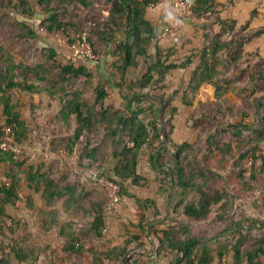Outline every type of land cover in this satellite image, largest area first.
<instances>
[{"label":"trees","instance_id":"obj_1","mask_svg":"<svg viewBox=\"0 0 264 264\" xmlns=\"http://www.w3.org/2000/svg\"><path fill=\"white\" fill-rule=\"evenodd\" d=\"M85 8H90L91 0H71ZM194 4V14L203 19L200 25L203 29L204 46L201 49H193L182 59L171 60L172 54L165 51L162 42V34L157 26H154L146 19L147 9L154 6L156 0H105L111 6L103 9V14L107 18L108 32L97 31L96 35L104 39L108 44L116 40L119 62L114 67L122 77L130 69L139 67L140 59L148 58V50L151 45L155 46V60L150 63L145 73L138 79L130 81L126 85L129 91L127 104L125 107L115 105L104 106V100L108 97L105 85L99 83L94 87L92 74L85 66H75L73 64L58 65L59 76L63 81L70 78L85 77L86 82L95 89L93 102L83 99L81 91L77 90L62 100V107L59 118L63 123L69 125L73 117L76 120L74 134L69 138L63 149L72 153L76 145L85 136L88 140L84 146L85 154L89 161L82 167L93 168L95 165L103 163L97 161L94 154L100 153V147L92 146L91 136L96 137L101 132H105V138L111 143V155L118 160L113 169L111 178L123 188L124 183L131 182L133 185H142V177L138 173V164L141 151L144 148L149 151V161L152 169L161 177L162 181H169L170 187L178 189L177 208H181L183 214L190 220L200 221L207 219L215 208L225 210L228 193L226 190L219 191L211 183L219 181L220 178L214 173L205 170L198 160V155L203 152V145L200 140L193 144L189 142L177 143L171 134L174 131V124L170 120L162 118V114L167 104H170L172 97L164 99L158 98V105L149 106L150 111L155 114L150 124H147L142 115L146 114L143 103L147 98L148 90L154 83L165 84V80L175 70H186L193 67V74L189 80L192 91H203L208 89V95L202 99L197 97L189 101L188 105L195 110L207 112V117L213 128L224 126L221 117H240L241 122L236 126L243 129L242 121L250 117V112L242 107L229 102L230 94L264 92V56H259V50L252 52L245 50L246 46L254 39L264 34V27L250 29V20L240 27L231 18L221 16V5L216 0H191ZM59 0H40L47 17L42 21V27L50 34L63 31L72 45L83 42L90 44L93 53L95 50L91 41V36L87 32L79 29L75 21H66L59 15ZM23 5L27 3L21 2ZM57 3V4H56ZM54 4V8L51 6ZM229 4L234 5V0ZM28 5V4H27ZM28 10L21 9L22 13ZM256 12H252V17ZM23 25V24H22ZM214 26L218 29L215 31ZM27 29L21 33L20 37L35 38L36 32L23 25ZM74 29L76 36H70L69 30ZM49 58L54 60L56 52L52 48L48 49ZM259 57L262 61L257 67L253 66L254 57ZM198 63L196 64V62ZM245 64L250 72V80L254 89L250 90L249 83L245 85L240 80H236L235 67ZM245 86V87H244ZM14 89L36 93L46 91L54 97L61 90L60 84L51 78L49 68L45 64L30 66L23 63L6 61L0 55V107H3L5 125L11 128L13 141L16 144L22 143L28 138L25 121L21 119L16 111V106L12 102L10 92ZM263 111H264V106ZM157 108V109H156ZM178 108L172 107L171 112L175 113ZM264 127V115L262 118ZM221 133L222 131L219 130ZM258 141L250 143V149L254 153L260 142L264 140V130L258 132ZM213 138V137H212ZM211 139V138H210ZM210 139L208 144H210ZM263 139V140H262ZM217 150L221 153L223 160L232 153L233 146L226 143H218ZM206 148V147H205ZM253 153V154H254ZM247 151H241L239 158H235L233 165L238 169L237 178L245 181L243 161L247 158ZM253 161H259L264 168V157H255ZM0 165L6 166L5 181L0 183V232L5 236L7 209L15 206L20 199V183L22 174L27 176L29 189L36 193H41L48 207H53L57 201L63 200L64 208L69 211L88 212L91 221L88 227L81 230L68 231L66 227L60 230V236L65 239L66 244L63 249L71 255L88 254L94 264H132L127 252L134 242L142 239L148 233L151 222L147 219V209L155 206V201L151 199L141 200L135 198L140 204L142 214L137 227L139 234L131 233V237L126 239L122 245L114 246L107 250H99L92 247L86 248V239H100L106 228L105 210L90 199V193L84 187H78L69 182L67 178L62 180L54 178L52 170H44L43 165L35 168L28 165L25 160H21L12 150L0 149ZM28 167V170L25 168ZM59 213L51 210L49 218L44 220V226L48 230L57 223ZM13 221V220H12ZM251 227H258L264 230V222L251 223ZM245 227V223L240 219L231 221L226 226L224 232L230 234ZM183 232V233H182ZM159 245L158 252L168 257L167 264H213L216 255L219 260L228 253V250H213L202 244L199 237L190 233L186 225L179 229L170 227L162 230V236H157ZM248 241L251 248L242 247ZM10 253L20 263H30L38 260V253L33 248L25 250L17 244H10ZM230 251H233L234 264H264V236L262 238L240 237L232 244ZM216 253V254H215Z\"/></svg>","mask_w":264,"mask_h":264},{"label":"rangeland","instance_id":"obj_2","mask_svg":"<svg viewBox=\"0 0 264 264\" xmlns=\"http://www.w3.org/2000/svg\"><path fill=\"white\" fill-rule=\"evenodd\" d=\"M91 1L93 5L85 8L71 0H59L58 12L61 18L66 21H75L82 32L90 34L95 50L93 60L77 54L63 31L50 34L42 27V21L47 15L40 0H0V55L6 58V61L14 63L30 66L47 65L51 78L58 82L61 88L54 97L46 91L30 93L14 89L10 92L16 111L25 121L28 130L26 140L20 144L14 143L18 157L35 168L43 165L44 170H52L56 179L62 180L65 177L78 187H84L91 194L90 199L104 208L106 228L103 237L86 239L84 241L86 248L107 250L122 245L126 239L131 237V233H140L137 223L140 220L142 209L134 199L135 197L141 200L151 199L156 205H150L147 209V219L151 222L148 233L143 235L140 241L134 242L127 252L132 264H167L168 257L157 250L159 245L157 236H162V230L166 228L179 229L182 225H186L190 233L199 237L202 244L209 248L228 250L222 260H219L216 255L213 264H234L233 251H230V248L238 238L242 236L262 238L264 236V230L251 227V223L264 222V168L259 161H253L254 156L264 157V140L262 139L263 141L257 146L255 153L249 146L252 141H258L259 130H264L262 127L264 92H255L252 95L248 93L229 95L230 103L242 106L250 112V117L242 121V131L238 132L237 129L239 130L241 126L238 127L236 124L241 122L240 117H221L224 126L215 129L207 118L209 116H206L208 111L203 113L188 105L189 101L196 97L200 100L208 95L207 86L197 94L190 88L192 66L186 70L172 71L164 85L154 83L151 88L144 91L147 93V98L143 103L146 114L142 115V118L147 124L155 118L149 106L158 105L160 96L164 99L172 97L171 103L166 105L162 114V118L166 120H170L171 117L174 124L172 138L177 143L192 144L199 139L205 145L206 148L204 147L203 152L198 155V160L205 170L219 176L220 180L211 184L219 191L226 190L228 193L225 210L215 208L207 219L200 221L187 218L181 208L176 206L178 189L171 188L168 180L163 182L152 169L149 161V151L152 149L147 147L141 151L138 164L142 185L127 182L122 188L118 184L119 201H114L107 187L91 179L87 174L88 171L94 169L99 176L111 180L114 176L113 169L118 162L111 155V143L105 138L104 131L96 137L91 136L92 146L100 147V153L94 154V157H97L98 162L103 160V163L89 169L82 167L89 161L84 149L88 137L85 136L72 153L63 149L74 134L76 120L73 117L69 125L61 121L59 112L62 100L79 90L84 100L93 102L94 87L101 83L105 85L108 93L104 106L125 107L129 96L126 85L140 78L148 65L155 60V46H150L148 58L140 59L138 68L130 69L124 77L119 75L114 67L120 59L117 41L114 40L108 44L96 35L97 31L108 32L107 18L102 10L111 5L105 0ZM21 2L28 5H23ZM51 6L54 8L55 5L51 4ZM21 9L28 11L22 13ZM22 24L33 29L36 37H20L21 33L27 31ZM217 29L218 27L214 26V30ZM69 34L76 36L77 33L74 29H70ZM161 37L164 43L166 37L169 38L172 35L169 32ZM248 46H251V43ZM49 48L56 52L54 60L49 58ZM258 50L259 56H264V49L259 48ZM166 51L172 54L171 60L182 59L186 55L185 47L181 45L174 44ZM260 63H262L261 59L258 56L254 57L253 66L257 67ZM67 64L85 66L92 74L91 81L94 87L88 85L85 77H72L63 81L59 76L57 66ZM251 71L252 69H247L245 64L237 65L234 71L236 80H240L243 85L248 82L250 90L254 89L250 80ZM175 106L178 110L173 113L171 110ZM3 123H5V116L3 107H0V125ZM219 130L222 132L220 133ZM209 139L211 145L207 143ZM218 143L233 146L232 153L225 160L217 150ZM241 151H247L248 156L243 161L246 169L243 182L237 178L238 169L233 165L234 159L239 158ZM25 168L28 170V167ZM5 172L6 166L0 165V182L5 179ZM21 176L20 199L15 206H9L7 209L5 236L0 232V264H94L88 254L66 253L63 249L66 244L65 239L60 236V230L63 227H66L68 231L88 227L91 221L88 212L82 210L67 212L63 200L57 201L53 207H48L41 193L29 189L26 174L23 173ZM51 210H57L59 216L57 223L48 230L44 226V220L49 218ZM240 219L245 223V227L240 229L241 233L239 231L230 234L224 232L231 221ZM10 244H17L25 250L33 248L39 255L38 260L30 263L18 262L10 253ZM244 246L251 248L252 244L246 241L242 247ZM104 264L108 262L105 261Z\"/></svg>","mask_w":264,"mask_h":264},{"label":"crops","instance_id":"obj_3","mask_svg":"<svg viewBox=\"0 0 264 264\" xmlns=\"http://www.w3.org/2000/svg\"><path fill=\"white\" fill-rule=\"evenodd\" d=\"M216 1L225 6L221 9V16L236 20L238 27L250 19V29L264 27V0H234V5L229 4L230 0ZM253 11L256 14L251 18ZM146 19L159 27L162 36L169 33L163 35L164 28L170 29L172 37H166V41L161 42L165 51L174 44L184 46L186 54L193 49L203 48V29L200 25L204 20L195 14L179 20L173 7V0H156L154 6L147 9ZM259 48L264 49V34L254 39L251 46H246L245 50L252 52Z\"/></svg>","mask_w":264,"mask_h":264},{"label":"built area","instance_id":"obj_4","mask_svg":"<svg viewBox=\"0 0 264 264\" xmlns=\"http://www.w3.org/2000/svg\"><path fill=\"white\" fill-rule=\"evenodd\" d=\"M151 6L150 8H152ZM173 7L176 11L177 18L181 20L183 17L194 14V4L191 0H173ZM170 32L169 28L163 29V35H166ZM83 42H77L72 44L73 50L88 59H95V54L92 51L90 44L85 42V36H82ZM0 149L1 150H12L17 156V150L14 147L13 136L11 132V128L5 125V123L0 125ZM88 176L96 180L100 184H104L107 189L113 195L114 201H119V185L112 180H107L102 176H99L94 169L87 172ZM5 179H2L0 183L4 182Z\"/></svg>","mask_w":264,"mask_h":264}]
</instances>
